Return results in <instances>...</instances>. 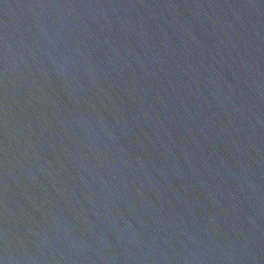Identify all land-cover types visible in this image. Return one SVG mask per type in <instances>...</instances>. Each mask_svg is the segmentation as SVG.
I'll return each mask as SVG.
<instances>
[{
    "label": "water",
    "instance_id": "water-1",
    "mask_svg": "<svg viewBox=\"0 0 264 264\" xmlns=\"http://www.w3.org/2000/svg\"><path fill=\"white\" fill-rule=\"evenodd\" d=\"M0 264H264V0H0Z\"/></svg>",
    "mask_w": 264,
    "mask_h": 264
}]
</instances>
